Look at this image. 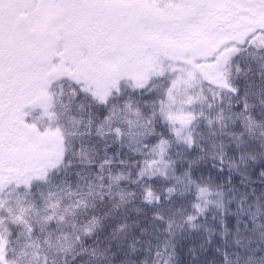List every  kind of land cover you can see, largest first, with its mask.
<instances>
[{
    "label": "snow or ice",
    "instance_id": "obj_1",
    "mask_svg": "<svg viewBox=\"0 0 264 264\" xmlns=\"http://www.w3.org/2000/svg\"><path fill=\"white\" fill-rule=\"evenodd\" d=\"M0 264H264V0H0Z\"/></svg>",
    "mask_w": 264,
    "mask_h": 264
}]
</instances>
